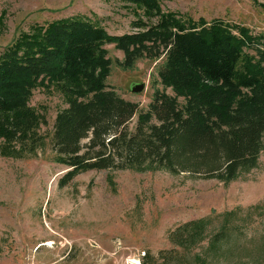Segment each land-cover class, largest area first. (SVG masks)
<instances>
[{
    "label": "trees",
    "instance_id": "obj_1",
    "mask_svg": "<svg viewBox=\"0 0 264 264\" xmlns=\"http://www.w3.org/2000/svg\"><path fill=\"white\" fill-rule=\"evenodd\" d=\"M121 1L138 10L130 33L111 35L68 17L32 25L0 53L4 137L26 152L42 142L41 122L28 103L32 91L49 82L66 97L50 140L53 161L66 170L60 187L88 171L164 170L227 183L256 168L264 147V34L219 19L184 20L162 0ZM108 44L123 53V70L164 57L157 71L163 90H154L146 110L107 86ZM233 229L225 225L213 234L208 252ZM204 233L203 220L185 222L168 232L170 249L144 253L141 264H182L181 252L202 242Z\"/></svg>",
    "mask_w": 264,
    "mask_h": 264
},
{
    "label": "rangeland",
    "instance_id": "obj_2",
    "mask_svg": "<svg viewBox=\"0 0 264 264\" xmlns=\"http://www.w3.org/2000/svg\"><path fill=\"white\" fill-rule=\"evenodd\" d=\"M162 3L184 20L219 19L264 34V0ZM137 12L121 0H0V53L32 25L68 17L89 20L111 35L130 33ZM104 49L111 62L107 86L146 110L154 90H163L157 71L164 57L143 58L123 70V53L113 44ZM138 84L143 89L132 93ZM28 107L41 122L42 142L33 152L21 151L0 128V264H127L170 249L168 232L196 220L205 222L204 238L181 252L182 264H264V147L256 168L227 183L127 169L88 171L60 187L66 170L53 161L50 140L66 97L59 85L45 82L32 91ZM225 225L235 229L208 252L211 236Z\"/></svg>",
    "mask_w": 264,
    "mask_h": 264
},
{
    "label": "water",
    "instance_id": "obj_3",
    "mask_svg": "<svg viewBox=\"0 0 264 264\" xmlns=\"http://www.w3.org/2000/svg\"><path fill=\"white\" fill-rule=\"evenodd\" d=\"M143 87L144 86L142 84L134 85L131 88V92L132 93H138V92H140L143 89Z\"/></svg>",
    "mask_w": 264,
    "mask_h": 264
},
{
    "label": "built area",
    "instance_id": "obj_4",
    "mask_svg": "<svg viewBox=\"0 0 264 264\" xmlns=\"http://www.w3.org/2000/svg\"><path fill=\"white\" fill-rule=\"evenodd\" d=\"M127 264H141V259L131 258L128 260Z\"/></svg>",
    "mask_w": 264,
    "mask_h": 264
}]
</instances>
